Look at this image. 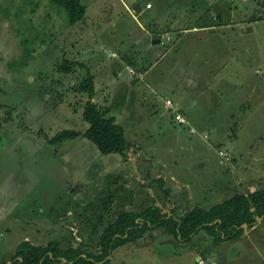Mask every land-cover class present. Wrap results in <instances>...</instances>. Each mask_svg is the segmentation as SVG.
<instances>
[{
	"label": "rangeland",
	"instance_id": "374dc122",
	"mask_svg": "<svg viewBox=\"0 0 264 264\" xmlns=\"http://www.w3.org/2000/svg\"><path fill=\"white\" fill-rule=\"evenodd\" d=\"M80 1L85 14L70 24L50 0H0V264L22 241L97 250L102 230L122 211L208 209L264 185V19L251 20L256 11L264 15V0ZM139 25L165 57L136 59ZM202 29L209 38L183 37ZM63 60L78 65L63 73ZM86 73L92 100L123 127V156L100 153L81 134L48 141L87 128L86 96L74 89ZM176 113L186 125L172 130ZM250 228V250L229 244L232 260L215 259L264 264V219ZM204 237L200 230L180 243L149 230L114 249L108 264H204Z\"/></svg>",
	"mask_w": 264,
	"mask_h": 264
},
{
	"label": "trees",
	"instance_id": "16d2710c",
	"mask_svg": "<svg viewBox=\"0 0 264 264\" xmlns=\"http://www.w3.org/2000/svg\"><path fill=\"white\" fill-rule=\"evenodd\" d=\"M50 1L64 9L70 24L76 23L85 14L80 0ZM263 19L264 15L258 11L251 15L252 21ZM76 65V62L63 60L57 69L69 73ZM74 89L86 96L81 118L87 128L82 133L71 129L58 131L48 140L49 143L74 139L81 134L102 154L125 155L127 142L123 127L107 110L92 100L95 95L92 75L86 73ZM257 218L264 219V185L247 194H233L208 209L194 206L183 212L170 209L168 213L156 205H148L140 210L122 211L102 230L98 249L93 251L82 246L62 249L56 240L44 246L22 241L17 245L10 262L1 264H51L60 260H65L67 264H108V256L114 249L141 239L149 230L163 229L180 243L189 242L191 237L202 230L218 243L239 237L246 227L254 225Z\"/></svg>",
	"mask_w": 264,
	"mask_h": 264
},
{
	"label": "crops",
	"instance_id": "0c3cea01",
	"mask_svg": "<svg viewBox=\"0 0 264 264\" xmlns=\"http://www.w3.org/2000/svg\"><path fill=\"white\" fill-rule=\"evenodd\" d=\"M137 11H139V13H142L141 11H142V9L140 10V8H138V10ZM143 27L141 26V25H139V27H138V29H139V32H138V34L135 36V38H134V42H138L137 44H139L138 45V53H136V54H134L135 56H136V59L138 60V61H144V59H147V61H149V62H151V59H152V57H154V59H155V57L157 58L158 56H164L165 57V55H166V53L168 52H163V53H159L158 54V52L156 51V49H157V47L155 46V45H153V44H150L149 42H150V40L152 39L151 38V32H142L140 29H142ZM193 30V29H192ZM195 31V30H194ZM183 33H185L184 35H183V37H186V38H189V39H191V40H196V41H198V40H202V39H206V38H209L210 37V35L208 34V32H206V31H204L203 29L202 30H200V31H196V32H193V31H190V30H188V31H183ZM199 33H201L199 36H201V37H197V34H199ZM136 38H137V40H136ZM154 40V39H153ZM133 42V41H132ZM155 42V41H154ZM125 48V47H124ZM123 48V52H125V49ZM171 51V50H170ZM116 57H118L117 55L115 56V58ZM137 60H136V62H137ZM142 61V62H143ZM120 66H122V64H121V62H117ZM173 63H174V61H173ZM127 65H124V67H126ZM120 71V70H119ZM119 71L117 72V75H120L119 74ZM125 71H126V68H125ZM179 75H183V80L185 81L186 80V82L188 83V85H190V88H192V83H193V80L190 78V77H188L186 74H185V71H184V69H183V71L181 72V73H179ZM109 79H110V77H109ZM94 81V80H93ZM154 84H158V83H155V82H153ZM157 86V85H156ZM202 86L201 85H195V89H197L198 91H201L202 89ZM174 104H175V106L176 107H178L177 109H183L184 111H186L187 112V107L185 106V105H183L182 103H181V101H177V103H176V101L174 100ZM160 122L161 123H163V124H166L169 128H171L172 126H171V124H169L170 123V120L168 121V119L167 118H161V120H160ZM174 122V121H173ZM176 124V123H175ZM182 125H186V124H182ZM175 127V128H174ZM176 127H181V125L180 124H176V126H173L171 129L173 130V129H176ZM165 128V127H164ZM169 128H165L166 130L167 129H169ZM171 129H169V130H167L168 132L171 130ZM176 134H177V131L175 132ZM175 134V135H176ZM177 136V135H176ZM165 212V211H164ZM247 229V228H246ZM252 231H255L256 230V227H253V228H250ZM245 230V229H244ZM202 231V230H201ZM204 232V231H203ZM205 233V232H204ZM206 234V233H205ZM253 234L254 233H250V231L248 230V232H246V231H243V233L239 236V237H237V238H235V239H232V240H226V241H222V242H218V243H215L214 241H213V238L211 237V236H209L208 234H206V236L207 237H204V238H202V240H203V242L206 244V245H208L211 249L213 248V250H210V248H208V249H204V250H207V252H208V254L207 255H205L204 253H203V255L202 256H204L202 259L203 260H201L202 262H204V264H205V262H207L206 264H210V263H208L209 262V260H212V264H221V262H219V260L218 259H215L216 257L218 258V256H219V254L221 255V257H223V256H226V258H227V262L229 261H231L232 260V257L231 256H228L227 254H225V252H227V246L229 245V244H233V243H240V242H242V244L244 243L245 245H243V247L245 248V250L243 251V253H246L247 252V250L249 249L250 250V248L252 247V245H253V241H255L254 239H253ZM203 236V235H202ZM209 237V238H208ZM211 239V240H210ZM215 245V246H214ZM219 249H217V248ZM215 248V249H214ZM203 250V251H204ZM218 253V254H217ZM223 254V255H222ZM237 255L238 254H236L235 256L237 257ZM257 256L259 257V255L257 254ZM207 257L209 258V260L207 259ZM199 259V258H198ZM261 259V258H260ZM208 260V261H207ZM199 262V261H198ZM195 264H196V262H195Z\"/></svg>",
	"mask_w": 264,
	"mask_h": 264
},
{
	"label": "built area",
	"instance_id": "2783aa9c",
	"mask_svg": "<svg viewBox=\"0 0 264 264\" xmlns=\"http://www.w3.org/2000/svg\"><path fill=\"white\" fill-rule=\"evenodd\" d=\"M166 103L169 105L170 104V100H167ZM174 118L177 121V123H179V124H184L185 123V119L179 113H176L175 116H174ZM219 155L221 157H226L228 154H226L223 151H220Z\"/></svg>",
	"mask_w": 264,
	"mask_h": 264
},
{
	"label": "water",
	"instance_id": "95a60500",
	"mask_svg": "<svg viewBox=\"0 0 264 264\" xmlns=\"http://www.w3.org/2000/svg\"><path fill=\"white\" fill-rule=\"evenodd\" d=\"M134 10H135V12H137V10H138V6L136 5V6H134ZM201 33H199V34H197V37H201V36H199ZM159 40L158 39H156L155 40V42H158ZM9 263V262H8Z\"/></svg>",
	"mask_w": 264,
	"mask_h": 264
},
{
	"label": "flooded vegetation",
	"instance_id": "af4514ba",
	"mask_svg": "<svg viewBox=\"0 0 264 264\" xmlns=\"http://www.w3.org/2000/svg\"><path fill=\"white\" fill-rule=\"evenodd\" d=\"M258 219H262V218H257V220H258ZM257 220H256V221H257ZM245 229H246V228H245Z\"/></svg>",
	"mask_w": 264,
	"mask_h": 264
}]
</instances>
